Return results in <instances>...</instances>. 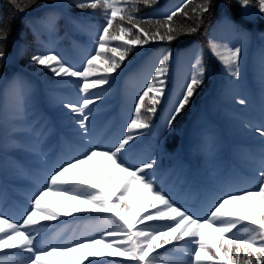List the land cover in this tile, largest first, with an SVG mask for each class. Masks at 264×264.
Here are the masks:
<instances>
[{"label":"trees","instance_id":"obj_1","mask_svg":"<svg viewBox=\"0 0 264 264\" xmlns=\"http://www.w3.org/2000/svg\"><path fill=\"white\" fill-rule=\"evenodd\" d=\"M200 2L192 0L185 10L190 12ZM54 3L63 7L54 8ZM186 3L187 0H156L150 6L141 3L134 15L138 21H143L144 28L155 31L157 25L148 21L163 20ZM11 11L7 0H0V17L11 24L9 38L0 42L5 53V59L0 60L3 78L0 83V213L20 219L29 204L23 201L26 192L31 197L40 187L38 180L46 177L52 166L51 160L58 152L68 154L72 145L79 152H85L86 145L96 147V137L102 134L114 136L115 140L127 135V124L135 115L138 96L153 69L169 53L164 94L156 106L157 111L149 114L141 110V119L146 120L149 127L133 130L134 139L126 146L124 155L136 153L138 163L154 158L156 165L149 171L166 193L169 188L166 181L177 184L178 189L192 190L199 199L209 195L214 200L217 192L225 188V182H230L229 186L236 188L234 191L243 188L248 181L252 184L243 190L256 186L261 166L256 152L264 153V137L255 131L264 126V16L258 13L255 4L245 8L239 0H210V9L204 13L195 33L172 42L150 40L145 45L133 46V52L112 74L109 84L90 90L99 94L100 99L89 106L91 115L87 121V135L75 123V114L61 105V101L78 103L84 95L79 91L77 78L53 77L33 64L29 56L34 52L52 50L68 63L82 68L89 54H94V37L104 24L103 10H80L72 5V0H37L35 5L15 18L10 15ZM51 11L59 15L52 33L41 29L40 34L34 36L32 30L25 27L28 20ZM225 17L239 25L241 31L224 26L222 20ZM76 18L78 23H73ZM173 23L193 25V19L178 13ZM210 40L243 48L238 77L227 73L212 52ZM116 43L120 42H113L112 46ZM197 58L207 69L205 82L168 127L172 108L182 85L192 75ZM17 77L21 81L20 93L25 102L24 127L38 122L46 126L45 134L39 140L29 132H18L11 137L6 133L5 120L15 101L11 85ZM75 97L77 101L73 100ZM241 99L244 104L239 103ZM46 102L62 107L63 114L46 111L43 108ZM85 111L87 113L88 109ZM225 119L239 123L243 132L227 128L223 122ZM194 135L198 141L194 140ZM215 152L220 153L215 155ZM171 191L175 192L172 186ZM170 197L185 207L182 204L184 199ZM59 199L67 197L50 193L45 202L59 207ZM105 215L61 214L56 221L42 222L44 232L41 238L58 231L67 233L70 241L92 236L99 238L111 227L105 222ZM244 224L238 225L234 233L247 235ZM153 226L159 227L160 224ZM157 252L156 264H187L189 259L171 245ZM108 261L131 264L127 259H110L100 264Z\"/></svg>","mask_w":264,"mask_h":264},{"label":"snow or ice","instance_id":"obj_2","mask_svg":"<svg viewBox=\"0 0 264 264\" xmlns=\"http://www.w3.org/2000/svg\"><path fill=\"white\" fill-rule=\"evenodd\" d=\"M7 2L12 9L10 15L15 18L35 5L37 0ZM191 2L187 0L163 20L148 21L157 25L153 31L144 28L143 21H138L134 13L138 11V4L150 6L156 0H72V5L80 10H103L104 24L94 37V54H89L82 68L68 63L52 50L34 52L29 59L53 77L77 78L79 91L84 95L78 103L61 101V105L75 114V123L87 135V121L91 115L89 106L100 99L99 94L90 90L109 84L112 74L133 52V46L145 45L150 40L172 42L195 33L204 13L210 9V0H201L190 12L186 11ZM239 2L245 8L255 4L258 13L264 16V0ZM53 7L63 5L54 3ZM178 13L193 19L194 26L173 23ZM58 19L55 11L46 12L28 20L25 27L30 28L34 36H38L41 29L50 34L55 31ZM73 23H78V18ZM222 24L233 31H241L239 25L227 17ZM10 32L11 24L0 17V42L7 41ZM113 42L120 43L112 46ZM209 45L227 73L238 77L243 48L211 40ZM170 55L163 56L147 79L134 106L135 115L127 124V135L108 148L86 145L85 152L57 165L47 174V182L31 195L20 219L0 213V253H4L0 256V264H100L93 259L96 257H126L131 264H156L159 259L157 250L167 245L182 251L189 258L187 264H264V158L258 169L256 186L218 195L203 216L178 205L158 186L154 174L149 171L156 165L154 158L136 165L128 164L124 158L126 146L134 139L133 130L149 127L148 122L141 119V110L149 114L157 111L156 106L164 94ZM3 59L5 53L0 48V60ZM193 69L175 101L168 127L205 82L207 69L199 58ZM101 72L103 75H98ZM20 83L19 77L12 81L15 101L5 120L6 133L11 137L18 132H29L39 140L44 136L46 126L38 122L24 127L25 102ZM239 103L245 101L241 99ZM255 131L264 137V126ZM50 193L67 199H59V207H54L45 202ZM74 213L107 214L104 220L111 227L99 238L92 236L69 243L43 242L42 222L56 221L61 214L72 216ZM157 223L160 226L154 227L153 224ZM242 224L247 235L233 231ZM105 264L124 262L108 261Z\"/></svg>","mask_w":264,"mask_h":264},{"label":"rangeland","instance_id":"obj_3","mask_svg":"<svg viewBox=\"0 0 264 264\" xmlns=\"http://www.w3.org/2000/svg\"><path fill=\"white\" fill-rule=\"evenodd\" d=\"M2 80H3V78H2V75L0 74V83L2 82ZM73 100L77 101L78 99L75 97V98H73ZM45 109L48 111H56L59 114H63L62 107H58L57 105H54V104L49 103V102L46 103ZM224 122H225L226 126L233 127L234 130L237 132L243 131L242 127L239 126V124L237 122L236 123L230 122L227 119ZM39 124H40V122H39ZM260 157H262V156H260ZM106 242H108V241H106ZM52 243H67V241L64 239L63 236H59L54 240V242L52 241ZM101 247H103V245H101ZM3 255H4V253H0V256H3ZM93 259L96 261H102V260H106V259H127V258L126 257H96ZM85 264H87V262H85Z\"/></svg>","mask_w":264,"mask_h":264}]
</instances>
